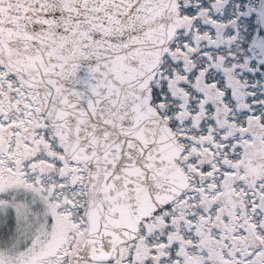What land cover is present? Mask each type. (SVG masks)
Segmentation results:
<instances>
[{"label": "snow or ice", "instance_id": "1", "mask_svg": "<svg viewBox=\"0 0 264 264\" xmlns=\"http://www.w3.org/2000/svg\"><path fill=\"white\" fill-rule=\"evenodd\" d=\"M0 264H264V0H0Z\"/></svg>", "mask_w": 264, "mask_h": 264}]
</instances>
